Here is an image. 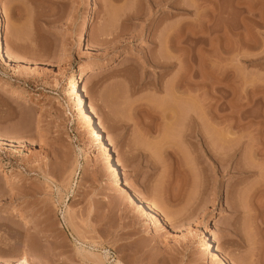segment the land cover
I'll use <instances>...</instances> for the list:
<instances>
[{
  "label": "rangeland",
  "instance_id": "rangeland-1",
  "mask_svg": "<svg viewBox=\"0 0 264 264\" xmlns=\"http://www.w3.org/2000/svg\"><path fill=\"white\" fill-rule=\"evenodd\" d=\"M0 27V264H221L204 233L264 264V0H0Z\"/></svg>",
  "mask_w": 264,
  "mask_h": 264
},
{
  "label": "bare ground",
  "instance_id": "bare-ground-1",
  "mask_svg": "<svg viewBox=\"0 0 264 264\" xmlns=\"http://www.w3.org/2000/svg\"><path fill=\"white\" fill-rule=\"evenodd\" d=\"M156 1V0H155ZM185 26L187 27V26H189V23H186L185 24ZM84 29H85V31H84V36H85V32H86V27L84 26ZM0 31H1V27H0ZM186 33V32H185ZM83 36V35H82ZM81 36V38H80V40L83 38ZM3 50H4V47H3V45L1 44V42H0V54L3 52ZM124 58V56L122 55V54H118V55H116V57L113 59V61L111 62V63H109V65L110 66H116L117 64H119L120 63V61L122 60ZM71 85L69 86V93H71V94H76L77 95V98H79V104H80V113H81V116L83 117V119L86 121V123H87V128H88V132H89V134L91 135V136H93V137H96V138H98L99 139V141H100V144H101V148H102V156L103 157H105V158H107L110 162V166L112 167V168H115L116 169V174H115V176H116V178H117V185H121L122 186V170L120 169V167L122 168V166H123V163H124V160H123V157H121V156H117V157H114V156H112V153H111V151L108 149V142H107V140H111L110 138V136H109V134L108 133H106L103 129H102V127H101V125H100V122L98 121V118H97V115H96V113H95V111H94V109L88 104V102L86 101L85 102V99H86V96L83 94V92H82V90L80 89V85L78 84V79L76 78V77H74V75H71ZM186 85L187 86H189V83H186ZM185 86V85H184ZM78 100V99H77ZM190 107V106H189ZM190 109H191V107H190ZM169 111V110H168ZM173 112V114H172V118L174 117V116H176V112H174V111H172ZM190 112H192L191 110H190ZM168 113V112H167ZM164 114V113H163ZM193 114V113H192ZM164 115H166V114H164ZM188 116L189 117H192V115L190 116L189 114H188ZM172 118H170V119H172ZM175 118V117H174ZM191 119H193L194 120V117H192ZM196 119V118H195ZM193 120H192V122H193ZM170 121H172V120H170ZM196 121H197V119H196ZM173 122V121H172ZM189 123V120H188V122H187V124ZM196 124H198V123H196ZM195 124V125H196ZM194 125V124H193ZM190 127V126H189ZM195 127V126H194ZM192 128V127H191ZM189 130H190V128H188ZM171 130V129H170ZM185 130V129H184ZM182 132V131H181ZM170 133V132H169ZM184 133H185V131H184ZM183 133V134H184ZM221 133L222 132H220V135H221ZM173 134V133H172ZM180 134H182V133H180ZM179 134V135H180ZM186 134V133H185ZM188 134V133H187ZM170 135V134H169ZM217 135V134H216ZM220 135L218 134V136H219V138H220ZM188 137H190V139L191 138H196V139H200V141L199 142H201V141H203V139H202V135L200 134V132H198L197 130H194V128H193V131H191V132H189V134L187 135ZM218 136H217V138H218ZM222 136H223V134H222ZM183 137H184V135H183ZM167 138V137H166ZM187 138V137H186ZM185 140H187V141H189L188 139H185ZM193 140V139H192ZM192 140H191V142H192ZM221 141V140H220ZM190 142V141H189ZM191 144V143H190ZM202 151V150H201ZM221 153V151L219 152V154ZM218 154V155H219ZM221 155V154H220ZM223 155V154H222ZM215 156H216V154H215ZM216 157H218V156H216ZM221 160V159H220ZM78 165V164H77ZM79 166V165H78ZM78 166H77V168H78ZM122 190L123 191H125L127 194H128V196H129V198H131L132 200H134V201H136L137 202V204L139 205V207H141L142 209V211H143V213L150 219V220H152L153 221V219H155V217H156V213H155V211H154V209H153V207H152V205L150 204V203H148L143 197H141V196H139V195H137L136 193H134L133 191H131L127 186H125V185H123V187H122ZM9 210H11V211H14L15 212V214L17 215V217L21 220V221H23V222H25V223H27V224H29L30 223V216H29V214H28V212H26L22 207H20L19 205H18V203L16 202V201H14L10 206H9ZM66 213H65V215L63 216V218L65 217L66 218V220L68 221V223H69V221H71V220H69V219H71V218H69V213H68V211H65ZM64 218V219H65ZM65 220V221H66ZM66 221V222H67ZM69 225H71V222H70V224ZM71 226H74V225H71ZM74 228V227H73ZM75 229V228H74ZM75 231V230H74ZM76 232V231H75ZM78 236H79V234H78ZM203 236L205 237V242H203V245L207 248V250H208V252L215 258V259H217V260H219L220 262H221V264H228V260L226 261V258H224L222 255H221V252H220V250H219V248L217 247V245H216V241L214 240V238H212L211 236H209L207 233L205 234H203ZM76 238V237H75ZM79 238V237H78ZM78 238H76V243H78V244H80V249H82V250H84V253H85V251L86 252H88V256L90 257H92V258H94V257H96L95 259L97 260V258H98V260L97 261H100L101 262V258L100 257H98V255L96 254V253H94V252H92V251H90V250H86V248H84V242H82V241H80V239H82V238H80V239H78ZM92 246V245H91ZM79 249V250H80ZM81 250V252H83ZM87 254V253H86ZM116 264H121L120 263V261H117L116 262Z\"/></svg>",
  "mask_w": 264,
  "mask_h": 264
}]
</instances>
